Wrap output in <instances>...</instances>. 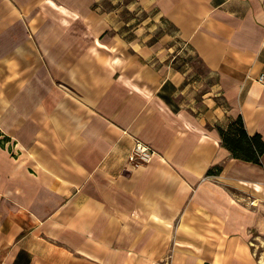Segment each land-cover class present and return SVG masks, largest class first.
<instances>
[{"label": "crops", "instance_id": "obj_1", "mask_svg": "<svg viewBox=\"0 0 264 264\" xmlns=\"http://www.w3.org/2000/svg\"><path fill=\"white\" fill-rule=\"evenodd\" d=\"M133 2L173 32L100 42L108 21L87 2L52 19L66 38L46 62L10 49L26 28L9 5L26 0H0V63L20 75L0 93V264H264L250 237L264 234V154L234 158L218 132L240 115L264 141V0ZM176 39L202 67L172 63ZM134 139L155 151L138 168Z\"/></svg>", "mask_w": 264, "mask_h": 264}, {"label": "rangeland", "instance_id": "obj_2", "mask_svg": "<svg viewBox=\"0 0 264 264\" xmlns=\"http://www.w3.org/2000/svg\"><path fill=\"white\" fill-rule=\"evenodd\" d=\"M87 2H90L91 12H97L105 16L108 21V30L100 42L103 40L110 42V37H117L122 40L129 39L134 34L133 31L136 25V37L144 41L148 39V42L155 41L163 32H173V27L171 25L163 21L160 17H157L154 7L142 9L136 6L133 1L128 3L129 0H26V3L9 5L12 13H16L18 16V11H20L21 15L25 18V20L21 22H19V20L12 21L11 23L13 26L20 27L21 29L24 27L26 28L25 35L22 34V36L15 35L9 37V39H11L9 41V45L11 46L10 49L13 50L14 48H18L19 44H26L29 50L36 53L39 60L42 58L46 61V57L50 54L52 45H55V43H62L63 39L66 38L62 35L60 30L58 35H52V30H46L51 27L53 23L52 19L63 18L64 13L70 14L71 12H74L76 16H83L89 11ZM0 12H6V5L0 4ZM73 27L76 29L75 31H78V29L83 27V24L79 21H75ZM35 32H38V35H35ZM143 35L145 36L144 38H142ZM80 37L69 36L71 42L74 44H79L83 38H88L87 36H83V38ZM95 38L97 40L100 39L99 35ZM262 44H264L263 41ZM175 47L176 49L172 55L175 56V58L171 56V58H174L172 63H174L175 66H179L180 63H185L182 69L188 68V66L191 65L202 67L197 56L177 39L175 41ZM179 56H181L184 61ZM3 64L4 63H0V93H2L1 87L3 86L4 72L6 74V81H8V79L12 81L16 77L20 78V75H17L19 74L17 63H11L10 65L8 63ZM193 68L194 67H192L191 72H193ZM192 86H194L195 89H204L206 80H198ZM12 92L16 91L12 89ZM250 237L253 242L252 245H254V253L256 255H259V253L262 254L264 250V234L261 232L258 233L256 229H252ZM255 238L258 239L256 244L253 240Z\"/></svg>", "mask_w": 264, "mask_h": 264}, {"label": "trees", "instance_id": "obj_3", "mask_svg": "<svg viewBox=\"0 0 264 264\" xmlns=\"http://www.w3.org/2000/svg\"><path fill=\"white\" fill-rule=\"evenodd\" d=\"M134 0H129L128 3ZM180 68L179 66H176ZM221 144L231 153L232 157L244 161L259 163L264 154V141L260 134H248L242 117L228 119L226 126L218 127ZM10 138L0 131V145L4 146ZM219 169V167H216ZM212 172V169L208 173Z\"/></svg>", "mask_w": 264, "mask_h": 264}, {"label": "built area", "instance_id": "obj_4", "mask_svg": "<svg viewBox=\"0 0 264 264\" xmlns=\"http://www.w3.org/2000/svg\"><path fill=\"white\" fill-rule=\"evenodd\" d=\"M264 43V36L262 39ZM259 81H263V75L258 76ZM155 151L151 146L140 139H134L133 145L127 155V163L130 167L138 168L150 162Z\"/></svg>", "mask_w": 264, "mask_h": 264}]
</instances>
